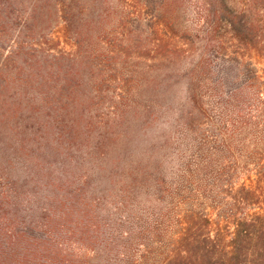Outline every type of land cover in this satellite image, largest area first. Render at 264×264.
<instances>
[{
	"label": "trees",
	"instance_id": "obj_1",
	"mask_svg": "<svg viewBox=\"0 0 264 264\" xmlns=\"http://www.w3.org/2000/svg\"><path fill=\"white\" fill-rule=\"evenodd\" d=\"M232 3L0 0V264H264V24Z\"/></svg>",
	"mask_w": 264,
	"mask_h": 264
},
{
	"label": "rangeland",
	"instance_id": "obj_2",
	"mask_svg": "<svg viewBox=\"0 0 264 264\" xmlns=\"http://www.w3.org/2000/svg\"><path fill=\"white\" fill-rule=\"evenodd\" d=\"M234 3L233 8L239 10L241 4L246 5L247 10L249 11L250 16L253 18L254 22L258 25L259 30L260 26L264 24V0H232ZM255 58H253V68L260 69L264 65V54H260L257 50L254 51ZM263 57V58H262Z\"/></svg>",
	"mask_w": 264,
	"mask_h": 264
}]
</instances>
